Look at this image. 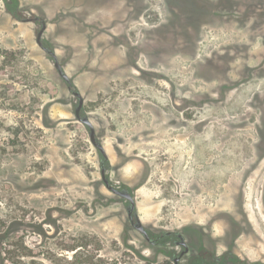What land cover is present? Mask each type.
<instances>
[{
    "label": "rangeland",
    "instance_id": "rangeland-1",
    "mask_svg": "<svg viewBox=\"0 0 264 264\" xmlns=\"http://www.w3.org/2000/svg\"><path fill=\"white\" fill-rule=\"evenodd\" d=\"M172 3L21 0L70 89L37 43L42 24L0 0V264H175L183 250L132 226L74 91L111 185L130 191L149 233L182 234L180 264L202 247L264 264V78L247 74L263 65L261 31L247 62L242 11L197 38L199 19Z\"/></svg>",
    "mask_w": 264,
    "mask_h": 264
},
{
    "label": "flooded vegetation",
    "instance_id": "flooded-vegetation-1",
    "mask_svg": "<svg viewBox=\"0 0 264 264\" xmlns=\"http://www.w3.org/2000/svg\"><path fill=\"white\" fill-rule=\"evenodd\" d=\"M168 3H172V0H168ZM173 3L172 5L174 6L172 9L180 7L185 11V18L188 25L195 24V20L196 22H198L199 19V23L197 25V38L201 34V30L203 29V27L211 25L214 21L220 22L221 20L226 24L235 25L236 13L242 11L241 13L244 14L245 21L242 25L244 29H249L251 34L250 44L246 45L245 56L243 58L244 61L247 62L257 61V59H255L256 56H253L251 54V49L255 41H257L255 40V37L258 33L257 31H261V43L264 49V0L252 1L250 3L239 2L238 0H173ZM193 15L199 16L194 17ZM197 42L198 41L195 40L193 44L192 54L189 55L190 57H196L195 46ZM228 48V53L234 48L236 49V52H240L241 50H237V42L230 44ZM134 50L138 52V48L134 47ZM238 58L239 57H237V55H234L230 59L231 61H234ZM260 61L263 63V65L260 66L258 74L253 75L252 73L254 72L251 71V73H247L250 77L261 79L264 78V54L261 55ZM262 121L264 124V118L262 119ZM260 157H264V148H262L261 150ZM118 189L124 190V188L122 187ZM126 202L128 207L129 203L128 201ZM133 216H136L135 213ZM152 244H154L153 240ZM241 264L245 263L241 262Z\"/></svg>",
    "mask_w": 264,
    "mask_h": 264
},
{
    "label": "water",
    "instance_id": "water-1",
    "mask_svg": "<svg viewBox=\"0 0 264 264\" xmlns=\"http://www.w3.org/2000/svg\"><path fill=\"white\" fill-rule=\"evenodd\" d=\"M31 21H32V19L28 18L24 22H31ZM45 28H46V25H45V23H43L42 28L39 31L38 36H37V43L47 53H49L51 56H53V58L55 60V67L58 70L59 75L65 80V82L67 84H70L72 81L65 74V72H64L62 66L60 65L59 61L57 60L56 56L53 54V52H51L49 49H47L43 45L42 36H43L44 31H45ZM74 95L78 98V105L76 106V109H75L76 118L81 123H83L86 127H88V129L90 130L91 142L98 149L99 153L106 155V152H105L102 144L96 138L95 130H94L92 123L82 113L83 106H84L83 98L81 97V95L78 92H75ZM102 180H103V182H104V184L108 190H110L113 194H115V195L123 198L124 200L128 201L129 204L127 207V211H128V217H129L130 221L132 222V226L138 232H140L150 244H152L151 237H150L148 231L145 229L144 225L140 222L138 216L136 214H135L136 215L135 217L133 216L134 212L136 210V203H135V200H134V197L132 196V194L127 190H121V189H118V188H115L114 186H112L108 177L106 176L105 170H103V169H102ZM180 246H182L183 250L178 256H176L174 258L175 264H180L182 257L189 251L188 246H187L185 241H181Z\"/></svg>",
    "mask_w": 264,
    "mask_h": 264
},
{
    "label": "trees",
    "instance_id": "trees-1",
    "mask_svg": "<svg viewBox=\"0 0 264 264\" xmlns=\"http://www.w3.org/2000/svg\"><path fill=\"white\" fill-rule=\"evenodd\" d=\"M4 8L6 13L15 21L24 22L28 19V16L25 14L22 8L21 0H3ZM32 22L36 24H43V20L39 17L31 18ZM70 89H74V83L71 82L68 84ZM75 93V91H74ZM100 167L101 170L109 171L112 168L111 162L108 159L107 155L99 153ZM124 190L129 191L127 188ZM130 192V191H129ZM136 214V210L134 212ZM149 233V232H148ZM151 240L154 241V245H177L180 246V242L184 241V238L181 233L173 232H163L160 234H151L149 233ZM176 254H173V259L176 257ZM215 260L217 262H224V264H241V260L232 253H224L222 256L217 257L215 253L208 251L206 248L202 247L199 250V253L189 264H207L206 260Z\"/></svg>",
    "mask_w": 264,
    "mask_h": 264
}]
</instances>
